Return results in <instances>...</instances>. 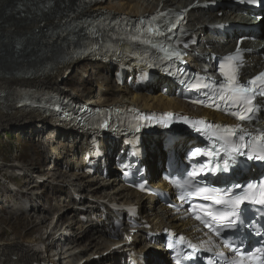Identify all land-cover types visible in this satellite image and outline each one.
Masks as SVG:
<instances>
[{"label":"bare ground","instance_id":"obj_1","mask_svg":"<svg viewBox=\"0 0 264 264\" xmlns=\"http://www.w3.org/2000/svg\"><path fill=\"white\" fill-rule=\"evenodd\" d=\"M181 1L186 2L188 0H108L107 3L105 1L95 5L87 4L84 0H0V88L11 93L18 87L33 86L69 94L70 87L60 82L59 78L62 77L67 68H78L80 65H83V68L87 70V66L89 65L95 71L87 79H81V88L73 89L72 95H75L78 99H89L95 88H98V95L94 96L93 102H100L102 100L103 104L131 103L141 108L149 109L183 107L184 104L174 98L164 97L160 94L132 93L129 89L117 87L109 75L110 69L107 65H95L91 62H84L85 64L81 62H69L63 67L58 68L55 73H47L49 65H58L62 62L59 58L62 56L64 48L68 46V40L59 36L55 37V34L52 33L53 31H50L52 26H59L62 20L67 17L65 13L86 14L110 9L120 13L139 15L155 8L158 3L171 5ZM209 14L216 16L212 13ZM196 20L199 23L202 22L197 17H192L190 19L192 26ZM255 58L253 59L255 60ZM84 69L79 70L80 75L84 71L87 72ZM71 77H69L68 82ZM55 127L56 125L48 121L42 114L27 113L22 109H16L14 106L0 108V130H6L7 128L24 130L30 128L35 132V135L39 136V138L36 137L40 141L41 134L47 133L49 129H54ZM61 131L62 135H64L62 141L57 142L50 149L46 148L44 150V156L48 158L55 155L58 164L63 154L71 156L73 153L74 156L76 151L83 148L86 141V134H79L81 139H78L79 136L71 131L66 129ZM44 135L42 139H44ZM53 137L54 134L49 133L45 140L42 141V145L44 146L46 142L48 146H52L51 143L56 141ZM161 155L162 152L157 150L152 156L157 157ZM71 161L74 162L75 159ZM16 164L18 163H4L2 166L6 173H12ZM38 169L39 171L41 170L40 167L25 168L26 175L39 172ZM59 170L57 169V172ZM151 170L154 172L153 166H151ZM71 178L74 189L79 191L82 198L78 200L71 199V202L68 204L63 203V194L67 188L60 184L52 185L54 182L61 181L59 175L50 176L45 184L50 185V188L53 187V195L56 199L60 198L61 201L62 198L63 202H61L60 209L56 214L59 213L63 217L73 213V239H75V242L79 246L81 245L80 259L84 261L83 264H115L121 256L122 246L120 242L110 241L104 236V230L93 222H90L86 227L82 226L79 219L81 214L89 216L94 211L91 208H88L86 211L79 209L86 205L91 206L94 203L91 199L100 196L101 193L103 196L110 197L113 195L122 200L134 199L135 202L141 204L142 216L150 220L154 228H159L162 225L181 226L178 224L177 218L155 198L152 199V212H145L144 198L142 196L135 197L136 194L134 195V193L129 192L125 187L120 186L115 182L114 178L108 182H99L97 180L92 182L93 179L79 176L77 173L71 175ZM39 198L37 196L32 197L31 200H19L18 202L8 199L5 207L10 212L39 214L43 212V210L40 211L38 208L37 200ZM68 227H71V220H69ZM45 230L47 232L48 228L45 227ZM81 233L82 235L80 236L79 234ZM126 236V233L122 234V238ZM141 237L142 235L140 234L135 235L136 241H139ZM26 239L18 243L16 241L5 242L0 240V264H35L34 257L29 253L27 254L22 242H30L36 240V238L28 237ZM155 247L159 250L162 248L145 243L139 246L138 249L154 255L156 253ZM73 248L66 251L68 252L66 253L67 256L72 257L75 252ZM92 253H98L99 257L89 263L87 260ZM163 257L166 258L165 262L168 263L167 256L163 255Z\"/></svg>","mask_w":264,"mask_h":264},{"label":"snow or ice","instance_id":"obj_2","mask_svg":"<svg viewBox=\"0 0 264 264\" xmlns=\"http://www.w3.org/2000/svg\"><path fill=\"white\" fill-rule=\"evenodd\" d=\"M160 16H167V13H161L153 20L159 19ZM179 19L177 20V23ZM176 23H172L171 28H175ZM153 34H163L160 32V26L153 27L151 24L148 29ZM179 56V53H176ZM228 61L236 60L241 64L239 51L236 56H229ZM220 72L225 77V81L220 83L214 89L213 95L205 93L206 106L215 107L223 110L240 120L250 119L259 110L254 99L257 95L264 96V73L258 74L255 78L247 81L245 84L239 83L238 71L236 68L220 64ZM208 80L210 78H202ZM260 82L259 84L257 82ZM215 83V82H212ZM210 85L194 84L192 87L199 90L200 87L208 88ZM195 103L204 104L205 100H197ZM236 109V110H232ZM167 117L174 116L173 113L165 114ZM184 122L190 121L191 118L184 117ZM106 126V125H105ZM167 126V125H165ZM191 126L212 141L211 148H195L188 154V160L194 161L198 157H204L202 162L190 164V170L184 176L177 180L176 186L180 189L182 200L200 199L209 202L208 204L190 203L189 211L197 221L204 224L215 237L222 239L221 243L229 247L233 252L231 258L225 257L223 261L207 258V264H264V239L259 241V248L253 247L247 253L241 248L236 247V242L226 237L229 230H237L240 227L252 229V235L264 237V231L256 227V223L250 222L244 224L245 215L250 211L245 205L259 204L264 206V176L258 181H248L245 184L234 183L229 187H216L214 182L207 179L197 180V177H216L217 180H225L219 174L229 173L238 170V157H245L247 160H258L264 162V131L256 134L249 132L240 125H225L207 121V118L196 119ZM203 126V127H201ZM238 190V191H234ZM197 208L201 209L200 213ZM184 241V237H180ZM243 244L244 241L240 240ZM216 241L209 236L207 241H201L200 246L188 242V246L193 253L198 251H211V248L205 245H215ZM219 255V254H218ZM194 255L185 257L186 260H195Z\"/></svg>","mask_w":264,"mask_h":264},{"label":"rangeland","instance_id":"obj_3","mask_svg":"<svg viewBox=\"0 0 264 264\" xmlns=\"http://www.w3.org/2000/svg\"><path fill=\"white\" fill-rule=\"evenodd\" d=\"M88 68L89 65L87 66V70L84 69L83 66L81 65L78 69H73L71 71V73L73 74L68 83L73 85V89H78L82 87L80 83L81 75L79 73V70L84 69L88 71L89 70ZM92 72L93 71L90 70L89 72H87V74L91 76ZM31 132L34 133V135H32ZM45 133L41 134L42 138ZM36 136L39 138V136L35 135V132H33L30 128L24 130H17L13 128L0 130V159H2L5 162L6 161L11 162L15 159H19L23 161L22 163L28 167H32V166L40 167L45 174L48 173V168L46 166L47 160H45L44 155L42 153L43 152L42 143L37 141L38 139ZM3 183H5V181H3ZM19 183L21 189L24 186L28 187V185L26 184L28 183L27 180L21 179ZM29 191H31V193L39 192L40 200L38 199L37 201L41 203L42 205L41 208H45V207L46 209L50 208L51 212L40 213L39 215L36 213L37 215L36 214L33 215L32 213L31 214L11 213L6 209L0 210V240L5 242L6 241L15 242L16 240L26 239L28 237H35L36 239H38L41 236H43V230H45L44 226L50 223L52 214H55L57 211H59L58 201L52 196V192L50 190L36 189L33 187V189ZM8 194L10 193L8 192L6 185L3 186L2 184H0V195L7 196ZM12 198L16 199L18 197L12 196ZM67 217L65 218L64 222H66L69 219V217L68 218ZM40 222H44V223H40Z\"/></svg>","mask_w":264,"mask_h":264}]
</instances>
